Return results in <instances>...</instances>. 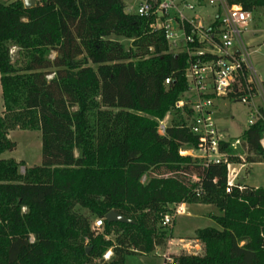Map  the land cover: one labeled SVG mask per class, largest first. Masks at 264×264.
Wrapping results in <instances>:
<instances>
[{
  "label": "trees",
  "instance_id": "obj_1",
  "mask_svg": "<svg viewBox=\"0 0 264 264\" xmlns=\"http://www.w3.org/2000/svg\"><path fill=\"white\" fill-rule=\"evenodd\" d=\"M232 3L264 8V0ZM153 21L125 12L122 0H38L28 10L0 1V156L16 148L11 131L41 138L39 166L0 159V264H124L165 246L170 232L159 224L178 204L218 215L194 232L203 254L175 264H264V190L225 192L227 165L239 160L231 142L220 143L227 157L218 166L179 155L196 147L189 112L176 108L185 56L169 51ZM263 134L260 120L244 131V163L264 164ZM109 212L131 224L107 223ZM92 218L103 221L101 234Z\"/></svg>",
  "mask_w": 264,
  "mask_h": 264
},
{
  "label": "built area",
  "instance_id": "obj_2",
  "mask_svg": "<svg viewBox=\"0 0 264 264\" xmlns=\"http://www.w3.org/2000/svg\"><path fill=\"white\" fill-rule=\"evenodd\" d=\"M195 4L186 0H145L134 14L140 17L152 16L154 21L150 28L163 31L171 53H183L185 56L187 86L176 108H186L189 112L185 126L195 138L196 147L179 154L207 168L220 165L227 157L220 150V143L228 141H223L218 132L214 119L215 102L227 100L247 106L251 115L248 126L256 120L264 124V93L262 82L250 63L249 46L243 38L252 23V13L243 11L232 0H196ZM204 5L213 12L200 17L196 9H202ZM184 12L190 15L186 16ZM168 82L166 80L165 84ZM256 99L260 105L252 107ZM164 129L165 126L160 123L158 134L163 135ZM260 146L264 151V134ZM228 165L226 193L232 187L239 190L243 187L234 184L236 175L228 169ZM182 213L181 207H176L173 217ZM171 221L170 217L164 216V225H170ZM102 226L103 221L99 219L93 228ZM110 256L111 252H107L103 259L106 261ZM163 264L175 263L173 258L164 255Z\"/></svg>",
  "mask_w": 264,
  "mask_h": 264
},
{
  "label": "rangeland",
  "instance_id": "obj_3",
  "mask_svg": "<svg viewBox=\"0 0 264 264\" xmlns=\"http://www.w3.org/2000/svg\"><path fill=\"white\" fill-rule=\"evenodd\" d=\"M1 1V0H0ZM13 0H8L7 2H11ZM192 5L196 6V0H186ZM125 6V12L134 13L136 8L145 2V0H122ZM213 10L204 5L202 9H196V14L200 17L206 16L207 14H211ZM186 16L190 14L184 12ZM252 23L248 27L247 32L243 35L245 43L249 46L248 52L250 53L249 59L250 63L255 70L257 76L259 77L261 82H264V8L256 10L252 13ZM115 38L117 42L123 44L125 48H128L130 45V41H127L123 38L112 37ZM182 46V43L180 44ZM16 56V50L11 49V57L14 60ZM50 59L54 58V54L52 53L49 56ZM48 77H51L48 76ZM1 98V96H0ZM256 105H259V101L256 99ZM219 112L217 126L219 127V133L223 134V139L231 142L232 153L239 157L238 163L242 162L245 158V154L240 147V142L244 131L248 128V122L250 118V109L247 106H243L239 103L233 101H219ZM171 116L167 115L159 124L167 125ZM20 131V130H17ZM12 142L16 144V148L12 152H5L0 157V159H13L15 161H22L26 168H31L34 166H39L41 161V138L40 132L38 131H25L22 134L18 132L14 134L12 137ZM237 143V144H234ZM187 149H181L179 151L183 152ZM180 155V154H179ZM181 156V155H180ZM185 157V156H182ZM24 168H19V174L23 175ZM247 174V175H246ZM242 172L240 174L239 181L245 183L250 187H257L264 190V165H255L248 167V173ZM198 209L203 212H210L211 214L218 213L215 208L212 206H202L200 208H195V206H189L186 213H191L192 210ZM172 207H168V211L165 216L170 217L171 224L164 225L163 219L159 224V227L162 228L163 231L171 232V228L176 223V218L173 217ZM83 214H86V211H82ZM99 219H91V222L94 223ZM92 225V227H93ZM199 227H205L203 223H196ZM95 229L97 234H101L103 230V226L101 228H92ZM106 239H113V236H109ZM176 251V250H175ZM107 252H111L108 250ZM106 252V253H107ZM104 256V255H103ZM111 257V256H110ZM172 256L171 258H173ZM110 259V258H109ZM108 259V260H109ZM107 262L108 260H104ZM94 264H98V261H95ZM124 264H163V251H155L148 255H126L124 257Z\"/></svg>",
  "mask_w": 264,
  "mask_h": 264
},
{
  "label": "crops",
  "instance_id": "obj_4",
  "mask_svg": "<svg viewBox=\"0 0 264 264\" xmlns=\"http://www.w3.org/2000/svg\"><path fill=\"white\" fill-rule=\"evenodd\" d=\"M1 1L7 2L8 0H1ZM13 1H16V0H13ZM13 1H11V2H13ZM0 96H1V88H0ZM219 101H221V100H218L215 102V107H214V119H215L216 123H217V121H219V119H218V117H219V115H218V112H219L218 103H219ZM222 101H227V100H222ZM254 101H253L252 107L253 106L257 107L258 105H256ZM1 111H2V102H1V98H0V112ZM17 132L19 134H22L25 131L15 130V131L9 132L8 133L9 140L12 141V137ZM218 132H219V127H218ZM220 136L223 139L224 135L220 134ZM223 141L227 142V140H225V139H223ZM17 162H19V161H17ZM255 165H261V164H246L243 161L240 162L239 164H234V163L229 164L228 169L233 170L234 174L236 175L235 179L233 180L234 184H238L240 186H248L245 183H242L241 181H239L240 174H242V172H245V174L248 173V167L255 166ZM262 165H264V164H262ZM248 187H250V186H248ZM252 188L256 189L257 187H252ZM189 206H195V208H200L202 206L206 207L209 205L178 204V205L171 206L172 209H174L176 207H181V209L183 210V213L180 216L176 217V219H175L176 223L172 227H170L171 228L170 238L167 240L165 246L160 247V248H156L155 251L161 250V251H163V256L168 255L170 257H172V256L178 257L180 255L201 256L203 254V245L194 239V232L198 229L213 227L214 224L211 220V217L217 216L218 213L211 214L210 212L209 213L203 212V211H199L198 209L192 210L191 213L190 212L186 213ZM196 223H203L204 225H207V226L201 228L198 225H196ZM138 255H144V254H138Z\"/></svg>",
  "mask_w": 264,
  "mask_h": 264
},
{
  "label": "water",
  "instance_id": "obj_5",
  "mask_svg": "<svg viewBox=\"0 0 264 264\" xmlns=\"http://www.w3.org/2000/svg\"><path fill=\"white\" fill-rule=\"evenodd\" d=\"M38 0H21L24 9L28 10L35 6ZM104 220L107 223H120V224H131L129 220L124 219L123 217L119 216L115 212H109L105 215ZM89 249L86 250L88 252Z\"/></svg>",
  "mask_w": 264,
  "mask_h": 264
}]
</instances>
